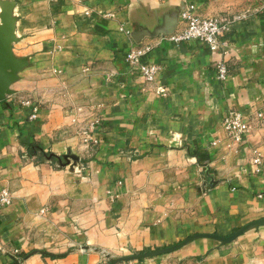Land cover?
Segmentation results:
<instances>
[{
  "label": "crops",
  "instance_id": "obj_1",
  "mask_svg": "<svg viewBox=\"0 0 264 264\" xmlns=\"http://www.w3.org/2000/svg\"><path fill=\"white\" fill-rule=\"evenodd\" d=\"M9 1L11 50L26 64L0 99V186L12 197L0 264H264V224L111 260L264 217V0ZM185 2L241 16L224 33L225 79L219 52L169 38ZM144 44L140 59L160 66L152 81L124 58ZM231 110L251 126L237 144L221 126Z\"/></svg>",
  "mask_w": 264,
  "mask_h": 264
},
{
  "label": "built area",
  "instance_id": "obj_2",
  "mask_svg": "<svg viewBox=\"0 0 264 264\" xmlns=\"http://www.w3.org/2000/svg\"><path fill=\"white\" fill-rule=\"evenodd\" d=\"M180 16L184 21V25L180 30L172 33L169 38L175 42L186 40H199L205 43L209 49L219 52L220 57L215 61V69L217 76L225 79L228 76V66L225 59V54L228 52V40L224 33L227 30L228 24L232 19L241 17L239 14L227 15L217 14L210 16H202L195 12V5L191 2H185ZM150 44L141 46H133L125 53V61L132 66H137L141 74L147 80H154L159 73L160 66L155 62L142 61L140 56L147 53L150 49ZM165 87L157 85L156 90L165 94ZM36 109L34 108L31 116H35ZM221 126L227 133L233 143H240L242 137L246 135L251 126L248 118L238 110H231L226 114L221 121ZM88 141L97 143V138L89 137ZM252 162L257 165L256 171H259L258 165L261 158L258 153L252 158ZM12 197L6 187L0 186V206L11 203Z\"/></svg>",
  "mask_w": 264,
  "mask_h": 264
},
{
  "label": "water",
  "instance_id": "obj_3",
  "mask_svg": "<svg viewBox=\"0 0 264 264\" xmlns=\"http://www.w3.org/2000/svg\"><path fill=\"white\" fill-rule=\"evenodd\" d=\"M10 9L11 3L9 0H0V99L14 91L11 87V83L16 79L17 71L26 64L25 58L14 56L11 50V42L16 39V36L13 32V17L11 16ZM70 157H73V155H70ZM263 224L264 217L250 221L228 235L196 233L189 235L173 245L122 255L111 260L113 262L134 261L170 253L197 237L213 238L220 243H228L235 240L248 229ZM9 264H19V260H14Z\"/></svg>",
  "mask_w": 264,
  "mask_h": 264
},
{
  "label": "trees",
  "instance_id": "obj_4",
  "mask_svg": "<svg viewBox=\"0 0 264 264\" xmlns=\"http://www.w3.org/2000/svg\"><path fill=\"white\" fill-rule=\"evenodd\" d=\"M147 250H149V249H145L144 251H147Z\"/></svg>",
  "mask_w": 264,
  "mask_h": 264
}]
</instances>
